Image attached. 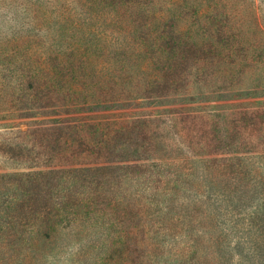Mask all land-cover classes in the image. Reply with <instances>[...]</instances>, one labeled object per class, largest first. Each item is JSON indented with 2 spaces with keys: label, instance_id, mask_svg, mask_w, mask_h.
<instances>
[{
  "label": "rangeland",
  "instance_id": "374dc122",
  "mask_svg": "<svg viewBox=\"0 0 264 264\" xmlns=\"http://www.w3.org/2000/svg\"><path fill=\"white\" fill-rule=\"evenodd\" d=\"M131 260L264 264V0H0V264Z\"/></svg>",
  "mask_w": 264,
  "mask_h": 264
},
{
  "label": "trees",
  "instance_id": "16d2710c",
  "mask_svg": "<svg viewBox=\"0 0 264 264\" xmlns=\"http://www.w3.org/2000/svg\"><path fill=\"white\" fill-rule=\"evenodd\" d=\"M90 105V104H87ZM99 105L100 104H95ZM90 111L91 108L85 109V111ZM146 161V160H142ZM96 165V164H95ZM100 165H107V162L101 161ZM40 214V213H39ZM56 222H50L47 220L42 221V226L40 228H30V229H21L14 228L11 231L7 232V241L11 242L20 240L26 242L32 250L35 257L49 255L52 245H54L60 237V233ZM122 264H145L143 261H124ZM201 264H211L210 260H205Z\"/></svg>",
  "mask_w": 264,
  "mask_h": 264
}]
</instances>
